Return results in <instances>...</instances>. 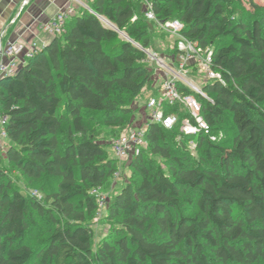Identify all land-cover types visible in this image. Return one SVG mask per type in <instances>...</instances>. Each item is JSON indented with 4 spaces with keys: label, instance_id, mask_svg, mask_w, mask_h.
Instances as JSON below:
<instances>
[{
    "label": "trees",
    "instance_id": "obj_1",
    "mask_svg": "<svg viewBox=\"0 0 264 264\" xmlns=\"http://www.w3.org/2000/svg\"><path fill=\"white\" fill-rule=\"evenodd\" d=\"M149 1L160 20L182 21L186 37L213 49L223 81L204 84L209 98L180 87L200 100L216 140L149 123L133 179L109 205L110 232L93 249L94 191L118 170L97 127L116 138L142 89L158 92L147 54L157 25L144 0L137 10L132 0L82 7L62 35L0 79L10 142L0 164V264H264V7L234 17L228 6L238 0ZM193 139L200 161L187 148ZM10 171L55 187L40 186L41 198L24 194ZM40 219L51 229L32 248L27 236Z\"/></svg>",
    "mask_w": 264,
    "mask_h": 264
},
{
    "label": "built area",
    "instance_id": "obj_2",
    "mask_svg": "<svg viewBox=\"0 0 264 264\" xmlns=\"http://www.w3.org/2000/svg\"><path fill=\"white\" fill-rule=\"evenodd\" d=\"M70 5L59 10L49 22L43 25V29L52 36L62 35L66 30V22L70 15L76 14L79 0L71 1ZM28 3V0H26ZM89 8L88 5L85 6ZM144 12L149 20L167 34L175 37L176 58L170 63L160 60L149 50V60L157 62L158 75L154 86H158V80L162 79L158 86L159 96H149L141 105L143 121L138 128H126L112 140V149L118 158L135 157L147 148L146 131L149 123H158L165 129H173L177 124L183 136H197L200 134L209 136L216 140L217 135L213 133L211 125L202 114V104L195 94L186 93L181 90V85L194 90L205 98H209L203 88L190 74L196 73V77L209 81H223L221 73L214 69V52L212 48L203 49L197 42L190 40L183 34L185 24L178 19L160 20L152 9L151 2L144 0ZM46 44L33 42L29 48L17 41H9L0 45V79L13 76L19 68L32 57L35 52L42 49ZM22 58H24L22 60ZM178 105L186 115L180 118L176 112H167V107ZM8 114L0 111V150L4 148L8 140L7 125ZM195 143L194 139L191 141Z\"/></svg>",
    "mask_w": 264,
    "mask_h": 264
},
{
    "label": "rangeland",
    "instance_id": "obj_3",
    "mask_svg": "<svg viewBox=\"0 0 264 264\" xmlns=\"http://www.w3.org/2000/svg\"><path fill=\"white\" fill-rule=\"evenodd\" d=\"M69 2L73 0H68ZM95 0H79V3H76L77 9L76 14L81 11L82 7L88 5V10H92L90 5L93 6ZM239 3L232 4L228 6V13L230 16H240V15H248V14H255L258 13L254 7V3L261 7H264V0H238ZM72 3V2H71ZM132 4L136 5V10L139 7H143L141 0H132ZM75 15V14H74ZM73 14L68 17V21L74 16ZM151 43L150 47L148 48L149 51L158 57L160 60H163L165 63H170L174 58H176L177 51H176V41L175 37L167 34L163 30H161L158 26L152 27L151 29ZM150 65L153 66L154 80L157 78L158 75V66L157 62L149 61ZM190 78L195 80V82L203 87L206 83L203 76L196 77V73L193 72L190 74ZM162 79L158 80V86L161 84ZM158 86L156 88H158ZM154 89L146 86L142 89L141 94L138 95L134 103V115L132 117L131 123L126 128H138L141 126L143 121V113L141 111V105L145 102L147 97L153 94ZM154 96H159L158 92H154ZM142 97V98H141ZM225 128H221L223 131V135H225V139L229 140L232 136V131L230 128L232 127L231 119L226 116ZM125 128V129H126ZM97 129L101 131L100 139L102 142H106L108 147V154L110 157L114 158L117 162V172L111 177L104 187L96 189L94 192L97 195L99 208L95 212V214L90 218L89 223L93 227L95 232V237L93 240V249H96L105 237L110 232V224L108 223V211L109 205L114 198V196L123 188V186L133 179L134 169L132 167V160L134 157L129 158H118L115 152L112 149V140L114 139L112 129L106 127L104 125L98 126ZM9 140H6L4 144V148L0 150V164L1 167L5 168L7 166V158L5 156L6 149L9 147ZM175 148L180 149L178 145H174ZM187 148L190 151L191 156L194 158L195 161H200L201 159V151L197 149L196 142L193 143L191 140L187 142ZM145 151H148L146 149ZM181 151V150H180ZM158 160V163L163 167L166 165L163 161H161L160 157L155 156ZM8 177L12 181V185L14 188L18 189L19 191L23 192L27 195H33L37 198H41L43 192L40 190V186H44L47 190L54 189L55 182L53 179H43L40 182H31L26 180L25 177L21 176L19 173L15 171H10ZM51 229V225H49L44 219H40L39 224L33 229V232L27 236L28 242L31 244L32 248H36L38 245V240L45 237L49 230Z\"/></svg>",
    "mask_w": 264,
    "mask_h": 264
},
{
    "label": "crops",
    "instance_id": "obj_4",
    "mask_svg": "<svg viewBox=\"0 0 264 264\" xmlns=\"http://www.w3.org/2000/svg\"><path fill=\"white\" fill-rule=\"evenodd\" d=\"M71 2L68 0H0V45L17 41L29 48L33 42L49 44L54 36L43 25ZM24 58H22L23 60Z\"/></svg>",
    "mask_w": 264,
    "mask_h": 264
}]
</instances>
